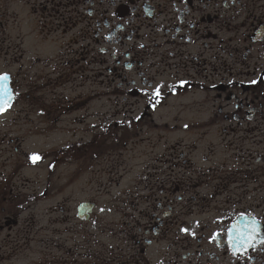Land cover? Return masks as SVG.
<instances>
[{
  "label": "flooded vegetation",
  "instance_id": "1",
  "mask_svg": "<svg viewBox=\"0 0 264 264\" xmlns=\"http://www.w3.org/2000/svg\"><path fill=\"white\" fill-rule=\"evenodd\" d=\"M4 74L12 100L0 111V231L23 203L21 147L57 129L71 140L38 155L49 169L69 161V181L99 148L147 157L117 165L121 264H264V0H0ZM169 105L173 123L159 115ZM147 125L156 139L129 143ZM216 125L230 140L204 164L191 157L200 139L185 136ZM82 202L77 215L90 219ZM233 225L256 230L241 244Z\"/></svg>",
  "mask_w": 264,
  "mask_h": 264
},
{
  "label": "rangeland",
  "instance_id": "2",
  "mask_svg": "<svg viewBox=\"0 0 264 264\" xmlns=\"http://www.w3.org/2000/svg\"><path fill=\"white\" fill-rule=\"evenodd\" d=\"M100 105L94 102L95 112L102 110ZM175 112L176 109L169 105L159 115H165L163 120L173 123L176 122L172 119ZM97 120L95 118V122ZM116 120L110 119L111 122ZM84 126L77 124V129ZM61 127L65 128V124ZM217 127L206 130L205 135L193 131L184 135L189 142L200 139L197 141L198 150L192 151L191 157L207 158L209 161L204 164H210L217 158L214 155L217 145L230 140V136L217 131ZM144 129L137 137L131 134L129 143L140 138L147 139L139 140L142 144L156 139L155 129L149 125ZM71 136V133L57 129L45 136L30 134L29 140L21 147L20 150L23 148L28 154V162L23 159L22 167L15 166L14 186L18 190L16 200L18 197L23 203L13 206L16 220L13 227L0 231V264H121L118 254L127 242H124L121 233L124 217L120 211L121 187L117 184V165L120 160H123L122 164H127L129 160L132 165L141 164L147 157L140 155L136 149L111 147L113 150L101 151L99 148L96 151L99 156H95L93 165H78L76 178L71 181L67 179L73 168L69 161L59 162L51 169L48 167L49 158L35 163L32 161L30 156L33 154L46 153L55 145L69 142ZM177 136L173 133L169 135L171 139ZM141 148L143 145L140 152L144 153L145 150ZM106 155L112 156L106 160ZM15 156L22 159L20 151L15 152ZM109 166H113L112 172H109ZM134 168L132 175L142 169L141 165ZM87 200H93L96 204L90 219L83 220L78 217L76 206Z\"/></svg>",
  "mask_w": 264,
  "mask_h": 264
},
{
  "label": "snow or ice",
  "instance_id": "3",
  "mask_svg": "<svg viewBox=\"0 0 264 264\" xmlns=\"http://www.w3.org/2000/svg\"><path fill=\"white\" fill-rule=\"evenodd\" d=\"M8 79L9 77L7 76V74L0 76V111H3L7 106H10L11 104L12 94L10 87L8 86L7 83ZM32 159L34 163L38 162L40 156L38 154H34ZM255 230H256L255 225H245L243 231H241L240 228L237 227V225H233L229 229L230 239H233L232 233L235 232L237 233L235 239L239 241L241 244H243L244 242H246L248 238V232Z\"/></svg>",
  "mask_w": 264,
  "mask_h": 264
},
{
  "label": "water",
  "instance_id": "4",
  "mask_svg": "<svg viewBox=\"0 0 264 264\" xmlns=\"http://www.w3.org/2000/svg\"><path fill=\"white\" fill-rule=\"evenodd\" d=\"M93 202H82L79 204V215L81 218L87 219L89 217V212L93 210L94 207Z\"/></svg>",
  "mask_w": 264,
  "mask_h": 264
}]
</instances>
